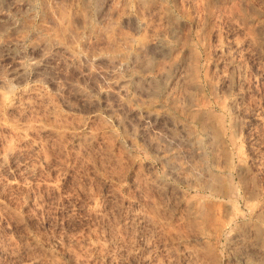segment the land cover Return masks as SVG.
<instances>
[{
  "label": "rangeland",
  "instance_id": "1",
  "mask_svg": "<svg viewBox=\"0 0 264 264\" xmlns=\"http://www.w3.org/2000/svg\"><path fill=\"white\" fill-rule=\"evenodd\" d=\"M253 224L264 0H0V264H249Z\"/></svg>",
  "mask_w": 264,
  "mask_h": 264
},
{
  "label": "bare ground",
  "instance_id": "2",
  "mask_svg": "<svg viewBox=\"0 0 264 264\" xmlns=\"http://www.w3.org/2000/svg\"><path fill=\"white\" fill-rule=\"evenodd\" d=\"M245 164H246V161H244V160H240V162H239V169H242V168H244V166H245ZM260 168L261 167H259V166H257L255 169H256V171L257 172H260ZM253 216L255 217V219L257 220V213L255 212L254 214H253ZM250 228H252V227H250ZM250 228H248L249 230L246 232V234H244V233H235L234 235H233V237H232V240H233V242H234V244H235V246L237 247V249H238V247L239 248H241V249H245V250H248V251H246L245 252V250H242L241 252L243 253L244 252V254L245 255H242V256H246V258H244V260L245 259H247L250 263L249 264H255V262H258V263H260L261 264V262L262 263H264V257H262L263 255H264V248L262 247V245L260 246V244L258 243V241H257V239L256 240H254V242H252V243H250V244H247L248 242H247V240H248V238L250 237V238H255V237H257V236H254V237H252L253 235H256V233H255V231L254 230H256L255 229V224H253V228L251 229V231H250ZM257 232V231H256ZM260 235H258V237H259ZM257 237V238H258ZM261 237V239L263 238V236H260ZM260 237H259V239H260ZM249 238V239H250ZM252 240V239H251ZM250 240V241H251ZM263 240H264V238H263ZM249 241V240H248ZM261 241V240H260ZM248 245V246H247ZM263 245H264V243H263ZM247 248H251L250 250L249 249H247ZM240 249V250H241ZM239 250V251H240ZM241 253V254H242ZM260 253L261 254H263L262 256L260 255ZM257 254H259V257H258V255ZM262 258H261V257ZM246 263H247V261H246ZM245 264V263H244Z\"/></svg>",
  "mask_w": 264,
  "mask_h": 264
}]
</instances>
